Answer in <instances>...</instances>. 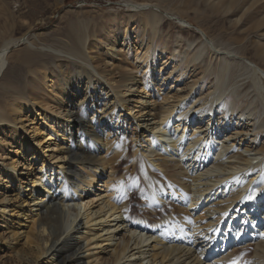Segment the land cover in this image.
Here are the masks:
<instances>
[{
    "label": "bare ground",
    "instance_id": "bare-ground-1",
    "mask_svg": "<svg viewBox=\"0 0 264 264\" xmlns=\"http://www.w3.org/2000/svg\"><path fill=\"white\" fill-rule=\"evenodd\" d=\"M126 5L133 12L145 10L148 16L144 22L156 31L163 17L160 11L150 10L148 3L129 0ZM180 21L185 26L187 21ZM128 31H117L110 37V55L142 48L141 36ZM199 33L202 46L190 56H181L188 64L208 48L215 53L221 50V44L205 30L200 28ZM28 36L26 33L18 40H28ZM73 39L67 51L53 50V55L31 47L20 53L18 64L40 67L46 91L26 93L21 85L7 84L17 90V96L13 101L0 102V132L11 129L13 133L11 140L0 137L4 143L1 155L10 157L0 166V189L4 190L0 200L4 232L0 237L14 252L15 264H85L78 238L90 236L102 239L96 246L109 255L102 257L100 264H264V138L257 131L264 122L257 125L258 121H251L244 111L229 118L235 111L232 104L220 108L219 117L211 103L203 101L205 91L199 86V76L176 72V68L165 72L158 67L153 74V69L145 66L144 79L148 80L143 93L152 94L157 84L163 87L170 80V87L177 86L180 100L169 107L154 102L150 112L156 109L151 124L155 126L140 136L132 135L134 154H139L129 160L125 142L118 138L126 130L125 123L133 121L121 109V105L124 110L128 106L119 98L120 88L129 84L123 81L114 86L103 80L101 61L91 58V52L83 62L77 61L86 41L79 34ZM18 40L11 38L0 44V74L7 68L10 49ZM228 49L221 54H229L252 71L264 95V67L243 56L245 45L232 49L234 52ZM61 52L69 54L62 66L69 62L76 72L64 77L61 74L57 80L53 72L61 68L47 59L61 58ZM256 54L264 62L263 52L257 50ZM167 58L176 61L174 54ZM84 77L88 81L82 86ZM51 100L67 108L65 117L56 124L49 115H53ZM175 107L178 109L172 114ZM194 119V134L183 128L175 134L179 127L191 126ZM171 131L173 136L168 140ZM202 139L204 149L197 150ZM104 142L111 150L105 160L97 156ZM57 150L64 158L53 161L55 155L50 154ZM128 160L140 176V215L135 216L131 198L137 194L130 196L129 190L138 186L137 180L128 185L113 170L115 164L119 167ZM90 196L101 200L100 208L90 210L94 204V200L86 201ZM96 226H100L98 230ZM84 227L88 234L78 235ZM114 240L111 250L103 245Z\"/></svg>",
    "mask_w": 264,
    "mask_h": 264
},
{
    "label": "rangeland",
    "instance_id": "rangeland-1",
    "mask_svg": "<svg viewBox=\"0 0 264 264\" xmlns=\"http://www.w3.org/2000/svg\"><path fill=\"white\" fill-rule=\"evenodd\" d=\"M128 1L0 0V44L8 39L13 38L14 40H18L20 36L26 33L29 34L28 40L20 41L19 39L10 49L8 58L10 62L7 63V68L3 71L4 73L2 72L0 74V102L13 101L15 99L13 97L17 96L15 93L17 90H14L11 86H7V84L21 85L26 90V93L38 94L41 91L42 93L46 91L45 85L43 84L44 77L39 73L40 67L37 65L26 66L25 64H18L16 58L20 53L27 48L30 49V47L43 49L49 55L54 54L53 50L67 51L69 48L68 45L71 46L72 42H75L73 38H76L79 34V36L84 37L86 42L85 47L82 50L80 49L81 57L79 55L77 61L83 62L84 58L88 56V52H91L89 55L91 58L100 59L101 61L99 70L105 75V79L102 78L103 80L106 81L107 79L109 85L114 86L123 81L129 84L126 88L124 86L120 88L122 93L119 95V98L124 105L128 106V109L124 110L125 108L121 105V109L129 114L133 118V121L125 123L126 132L123 131L124 133L118 137L121 138V141L123 139L125 142L123 145L126 146L125 149L129 160L134 155L139 154V152L134 154L133 147L135 141L132 135L134 136L136 134L140 136L148 128L155 126V124H151L155 120L152 119V113L156 109L150 112L154 102H156V106L169 107L171 104H176L180 100L176 95L177 86L170 87L172 84L170 80L163 87L157 84L155 92L150 91L152 94L143 93V86H145V82L148 80L144 79L145 71L148 69L145 66H150L153 69V74L157 73L158 70L156 68L158 67L165 72L176 68V72L180 70V72L187 73L191 77L199 76V86H203L205 91L203 101L211 103L215 115L219 117L220 108H228L232 104V110L234 108L235 111L233 113L231 111L229 118L231 115L239 113V111V114H242L244 111L247 118L251 121H258V123L256 122L257 125L264 122V95L260 93L261 91L258 90V86L255 84L257 83L255 81L256 76L252 71L246 69L241 63L239 64V62L234 60L229 54H221L227 52L225 50L227 47H230L228 52H234L233 50L236 48H241L245 45V51L241 49L243 56L255 61L262 68L264 67V62L256 54L257 50L264 54V0H130L135 3H148L150 10L160 11L163 17L159 25H156L155 30L157 32L153 31L152 27L144 22L148 13L145 10L130 11L129 6L127 7L126 5ZM182 18L187 21L185 26L181 25L180 19ZM200 28L205 30L208 36L217 44H221L219 45V49L223 51L218 50L215 53L216 51L208 48L204 51L205 54L203 56L195 62L188 64V60L183 57L181 58V56L183 54L190 56L195 53L196 49L202 46L201 37L199 36ZM122 29L124 32L129 30L128 33L134 36H141L140 42L143 43L142 48L144 49L127 48L125 51L110 55L107 49L111 42L109 39L117 31L123 32ZM238 41L243 42V44H239ZM176 46L178 49L177 52H174ZM50 47L52 48L49 49ZM172 54L175 55V62L172 59L167 60V56H171ZM60 56L61 58L58 59H54L53 57L47 59V62L52 59V61L57 63L59 69L61 68L60 71L56 68L55 72H53L57 80L60 79L61 74L64 77L65 73L74 75L76 72L75 68L69 62H67L65 67L62 66L66 62V58L69 57V54L61 52ZM261 56L264 57V55ZM152 57L156 58L154 59ZM177 61L178 63L176 64ZM83 80L84 82H81L80 85L88 81L85 77ZM133 83H135V86L128 89ZM174 85H177V83H174ZM91 90H93L92 87ZM208 95L210 98H208ZM251 108L254 109L250 110ZM50 109L53 115H49L54 119V124H56L55 121L57 119L65 117L67 113L65 104L61 102L60 104L58 102L54 103L53 100H51ZM173 109L175 110L172 114H175L178 107ZM196 120L198 122V117ZM196 120L194 119L192 121L191 126L179 127V130L176 129L175 134L181 131L182 128L186 133L190 135L194 134L195 131L192 128ZM259 128H257V131L261 132L260 137L262 139L264 138V125ZM169 133V136H167L169 138L168 140L172 138L173 131ZM12 134L11 129H5L0 132V137L9 136L11 140ZM203 142L204 139L197 143V150L199 148L204 149L202 148L204 146ZM3 146L4 143H0V166L3 162L7 164L10 161V157H6L5 154H3L4 156L1 155L3 153ZM109 146V143L104 142L97 156L104 160L108 159L111 154V150L107 149ZM58 151L50 154L51 156L55 155L53 161L58 159V157L60 158L59 160L64 158L62 156L63 153ZM209 157H213L212 152ZM129 160L122 163L119 167H116L117 164H115L113 170L117 173V177L123 178L124 182L128 185L137 180L138 186H134L129 190L130 196L135 192L137 194L131 198L133 215L135 216L140 215L141 184L139 173L134 169V166H132ZM225 176L229 177L231 175L226 174ZM1 178H3V175ZM36 180L39 184H44L41 179L37 178ZM38 183H36V186H38ZM3 192L4 190L0 189V200ZM100 193L103 194L104 192L101 191ZM193 195L197 194L193 193ZM95 198L97 197H86V201L94 200ZM100 207L101 200H94V204L90 210H96ZM187 208H189V205ZM82 221L85 222L84 217H82ZM85 227L80 230L81 234L78 235L85 236L88 234ZM99 227L96 226V230ZM3 232L4 228L0 227V235ZM123 234L125 233L123 232L120 235L122 236ZM105 237L107 235H104ZM78 240L81 243L82 248L80 254L81 257L83 256L85 264H100L102 257L109 256L106 255V252L102 248H97L96 246V242L102 239L90 236L86 239L79 237ZM4 241L0 237V264H15L17 260H14V252L5 247ZM110 242L105 241L103 243L108 250L114 248L113 245L116 240ZM147 262L145 261V264Z\"/></svg>",
    "mask_w": 264,
    "mask_h": 264
}]
</instances>
